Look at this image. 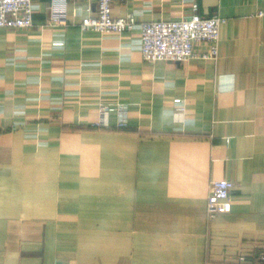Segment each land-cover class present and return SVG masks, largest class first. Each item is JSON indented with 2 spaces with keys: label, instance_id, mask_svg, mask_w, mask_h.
Masks as SVG:
<instances>
[{
  "label": "crops",
  "instance_id": "0c3cea01",
  "mask_svg": "<svg viewBox=\"0 0 264 264\" xmlns=\"http://www.w3.org/2000/svg\"><path fill=\"white\" fill-rule=\"evenodd\" d=\"M51 2L0 29V264H264V0L112 5L223 19L217 58L181 64L145 63L138 28L82 32L90 0L52 24ZM219 180L231 210L210 219Z\"/></svg>",
  "mask_w": 264,
  "mask_h": 264
},
{
  "label": "built area",
  "instance_id": "2783aa9c",
  "mask_svg": "<svg viewBox=\"0 0 264 264\" xmlns=\"http://www.w3.org/2000/svg\"><path fill=\"white\" fill-rule=\"evenodd\" d=\"M70 0H52L49 21L53 23H65L66 5ZM75 1V0H71ZM77 1V0H76ZM95 5L93 15L85 17L80 23L82 32H93L100 36L121 35L124 32H132L138 28L140 33V54L145 63L168 62L186 63L193 59L215 60L218 56L219 31L224 20L219 17L203 19L196 14V6H193L194 14L179 21L165 22H137L133 13H127L124 17H113L112 5L117 2L125 6L128 0H90ZM32 0H0V29H30L33 26ZM256 17L264 18V9L256 12ZM205 43L207 51L196 54L197 45ZM54 46L60 47L61 43ZM175 105H180L181 100L175 99ZM181 110H183L181 108ZM105 113H114L117 109L104 108ZM125 126V121L119 119L117 127ZM100 124L92 128H99ZM233 183L227 180L214 181L210 185L207 196L206 213L210 219L218 214L229 213L231 210L230 192ZM243 260V259H241ZM259 262H264V253L259 254Z\"/></svg>",
  "mask_w": 264,
  "mask_h": 264
}]
</instances>
